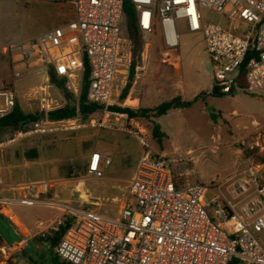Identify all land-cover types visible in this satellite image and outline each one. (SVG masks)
Returning a JSON list of instances; mask_svg holds the SVG:
<instances>
[{
    "label": "built area",
    "instance_id": "built-area-1",
    "mask_svg": "<svg viewBox=\"0 0 264 264\" xmlns=\"http://www.w3.org/2000/svg\"><path fill=\"white\" fill-rule=\"evenodd\" d=\"M68 4L73 17L25 42L0 45L3 54L25 68L53 66L78 102L86 69L87 100L100 106L102 119L83 121L81 116L51 120L48 112L54 101L42 93L44 117L16 131L0 144L14 143L31 136L53 135L82 127L119 128L130 132V118L116 108L136 110L132 96L147 74V39L161 26L165 52L162 62L176 66L173 53L179 48L176 22L182 21L190 33L204 37L213 69L214 87L223 95L247 93L264 98V0H130L144 39L143 62L134 69L131 80V43L123 51L127 33L124 0H38ZM208 11L227 21V27L209 23ZM146 55V56H145ZM13 62V63H14ZM121 69V71H120ZM130 88L125 98L124 92ZM51 85V84H50ZM54 87V86H53ZM13 89L0 83V120L13 113ZM131 100V101H130ZM142 152L129 184L128 200L115 218L69 203L38 201L29 195L16 202L37 203L53 208L56 216L36 225V236L48 237L65 229L54 247L66 264H264V165L246 160L244 173L229 184V197L216 195L203 202L206 187L200 183L181 184L170 170V159L155 155L146 133L133 132ZM102 163L111 158L93 153L88 174L103 176ZM2 162L0 157V186ZM46 193L48 183L35 187ZM14 201L0 199L1 206ZM209 210L213 211V215ZM11 256L0 248V264Z\"/></svg>",
    "mask_w": 264,
    "mask_h": 264
},
{
    "label": "rangeland",
    "instance_id": "rangeland-1",
    "mask_svg": "<svg viewBox=\"0 0 264 264\" xmlns=\"http://www.w3.org/2000/svg\"><path fill=\"white\" fill-rule=\"evenodd\" d=\"M72 15L70 6L64 2L0 0V45L25 42L65 23ZM205 17L209 23L218 24L221 21V26L227 27V21L217 15L206 11ZM176 28L179 48L173 55L178 58V68L162 62L165 47L160 25L155 27L147 39L149 48L145 60L147 74L144 78L143 107L156 108L177 96L185 101H193L199 96L190 108L173 109L158 119L141 118L135 119L136 122L128 121L127 126L132 133L117 127L87 126L73 133L72 138L59 139L61 133L36 137L38 143L35 146L41 153L42 161L52 166V175H57L63 182L71 181L72 187L62 189L64 193L68 190L73 194L69 204L92 209L112 218L119 215L121 205L129 198L127 193L129 180L127 181L126 177L130 175L142 152L138 140L136 145L127 139L137 130L146 133L150 149L155 155L171 160L170 170L176 181L181 184L200 183L206 187L204 203L216 195L229 197L227 188L243 174L246 160L264 164V104L257 99L258 96L247 93L240 92L236 96L213 94L215 88L213 69L207 56L203 35L190 33L182 21L176 22ZM144 38L145 36L141 35L143 49L138 60L140 65L143 62L142 53L144 40L146 41ZM123 39L124 51L129 46L127 33ZM12 54L10 52L3 54L0 49V71L1 64H6L10 68L20 63L12 60ZM31 72L32 70L25 71L20 77L30 74L23 81L29 87L36 86L35 92L33 90L24 95L19 85H15L14 88L12 79L4 84L19 93L20 98L17 96L15 98L22 104L21 108L25 113L39 115L43 111L42 95L38 88L47 82L42 81L40 74L31 75ZM23 90L27 91L25 88ZM48 95L54 101L52 110L60 105L64 107L66 104L72 106L76 104L74 98L65 97L53 87L48 89ZM234 110L238 114H233ZM102 118L103 116L97 113L84 121ZM154 125H158L164 134L161 143L152 135ZM13 132L11 129L9 133ZM109 145L114 146L118 155L113 166H104L102 163L103 176L99 178L90 176L87 172V155L104 146L109 148ZM8 149L0 148L2 165L5 164L4 153ZM113 170L116 172L112 173ZM47 174L45 176L49 177V172ZM50 185L48 192L45 193L46 201H50L48 200L51 197ZM94 202L98 204H93ZM34 210L41 215L39 219L42 221L53 214L49 209ZM209 212L213 215L212 210ZM0 233L8 241L9 237L17 239L10 224L1 219ZM36 239L43 241V237L40 236ZM261 240L264 244V232ZM14 260L16 261L13 263ZM52 262L51 253L44 247L34 249L31 246L25 252L12 254L3 264H52Z\"/></svg>",
    "mask_w": 264,
    "mask_h": 264
},
{
    "label": "crops",
    "instance_id": "crops-1",
    "mask_svg": "<svg viewBox=\"0 0 264 264\" xmlns=\"http://www.w3.org/2000/svg\"><path fill=\"white\" fill-rule=\"evenodd\" d=\"M175 67L178 68V64ZM41 69H43V66L33 65L27 69L20 63L16 65L14 64L10 68L6 64H1L0 83H5L6 81H9L10 79H12L14 88H15V85H19L25 95V93L32 92L36 88V86L33 85V87H29L26 83H24L23 79L29 76L30 74L26 75L25 77H20V75L21 73H24L25 71L29 72L30 70H32L31 75L40 74L42 81L47 82L46 85L40 86L38 88L40 95H42L40 91L42 88H44L47 85L49 86V88L53 86L50 85L49 83L47 71L38 73V71ZM144 85H145V79L139 82V85L137 86V90L139 91V93H136L132 96L133 98H135V101L129 103L132 105H136V110L140 108L151 109V108L143 107L142 95H143ZM24 88L27 89V91H24L23 90ZM36 93H38V90ZM15 95L18 98H20L19 93L15 92ZM236 95H233V96H236ZM196 98L198 99L199 96H197ZM257 99H259V101L262 104H264V98L258 97ZM18 103H19V100H18ZM19 104L20 106H22L21 103ZM58 107L61 108L62 106L60 105ZM183 109H186V108H183ZM233 114H238V112L234 110ZM134 120L135 119H130V121L136 122ZM10 131L11 129H7L0 134V144L7 141L9 138L13 136L14 132L10 134L9 133ZM76 131L77 130L62 132L61 134H59V136L58 135L57 136L59 139L72 138L73 133H75ZM36 137H41V136L40 135L31 136L21 141H16L14 143L6 144L5 146H3L9 149L4 153L5 164L2 165V185L0 186V199L14 201V203L6 207L0 205V213L5 217V218H0V219L7 221L10 224L17 239H10L11 237H9V241H8V239H6L4 235L0 233V248H5L6 250H9V251L12 250V252L10 253L12 255V254H17L19 252H25L26 249L31 246H33L34 249H38V247L40 246V247H44L45 250L51 253V258L53 261L52 264H64L65 262L61 261L56 256L54 247H52L49 242L36 239L37 237L36 236V233H37L36 225L38 223H45L53 219L56 216L57 211L53 208L43 206L39 203L33 206H26V205H21L16 202L17 200L25 198L29 195H32L33 197H38L39 198L38 201H46L47 200L46 194L39 193L35 189V187L41 183H48L49 185L51 184L50 185L51 197L48 199L50 201L68 203L69 199L73 195L68 190L65 193L62 191V189H68L69 187H72L71 181L67 180L66 182H63L61 179L57 177V175H52V171H51L52 166H48L45 162L42 161V157H40L41 153L38 151L37 146H35V144L38 143V140H36ZM127 139L132 140L136 145L138 144L136 137L133 135H131ZM119 143L122 144L121 141ZM109 146H110L109 148L107 146H104L103 148H100V150H97L93 153L99 152V153L109 156L111 158V163L110 165H108V167H112L114 159L115 157L117 158L118 155L115 152L116 150L114 149V146L112 145H109ZM93 153H91L90 155H87L86 157L87 158V170H88V165L90 162V157ZM137 164L138 162L135 163L134 167L131 170L130 175L126 177V180L127 181L129 180V184L136 170ZM47 172H49V177L45 176V174L48 175ZM115 172L116 171L113 170L112 173H115ZM40 173H42L43 175L41 176ZM128 190H129V186H128ZM93 204H98V203L94 202ZM35 208L49 209L53 212V214L51 216H47L46 217L47 219L42 221L39 219V216L41 215H38V212L34 210ZM15 261L16 260H14L13 263Z\"/></svg>",
    "mask_w": 264,
    "mask_h": 264
},
{
    "label": "trees",
    "instance_id": "trees-1",
    "mask_svg": "<svg viewBox=\"0 0 264 264\" xmlns=\"http://www.w3.org/2000/svg\"><path fill=\"white\" fill-rule=\"evenodd\" d=\"M124 12L126 15V26H127V37L131 43V80L133 79L134 69L138 64V60L140 59L141 52L143 49L141 32L138 27L137 17H136V9L130 0H124ZM47 74L49 78V83L54 86L60 93L64 94L65 97L74 98L73 94L67 90L66 87V79L64 77H59L53 68V66H48ZM87 78H88V69H86L84 82L82 87V92L78 102L75 100V105L66 104L64 107L54 109L48 112V117L51 120H67L81 116L82 120H87L90 116L99 113L100 106L89 103L87 100ZM130 83L128 84L123 98L126 97L127 92L130 88ZM217 95H222L218 93ZM197 100V98L193 101H184L180 96L173 98L170 101L164 102L156 108L153 109H143L140 108L138 110H133L129 108H116V110L127 113L130 119H157L161 116L166 115L169 111L173 109H183L189 108L193 105V103ZM44 117V113H40L39 115H32L25 113L18 101H16L15 108L12 114L7 116L6 118L0 120V133L4 132L7 129H13L14 133L18 130L27 129L31 120ZM153 137L159 142H162V138L164 134L161 133L160 127L158 125H154L152 129ZM0 218H5L0 213ZM65 229H62L60 232L54 233L52 236H48L43 238L44 241L50 243L52 247H55L61 240ZM66 264V263H64Z\"/></svg>",
    "mask_w": 264,
    "mask_h": 264
},
{
    "label": "water",
    "instance_id": "water-1",
    "mask_svg": "<svg viewBox=\"0 0 264 264\" xmlns=\"http://www.w3.org/2000/svg\"><path fill=\"white\" fill-rule=\"evenodd\" d=\"M218 93H219L218 89L217 88H214L213 89V94L217 95ZM34 121H35V119L31 120V122H34Z\"/></svg>",
    "mask_w": 264,
    "mask_h": 264
}]
</instances>
